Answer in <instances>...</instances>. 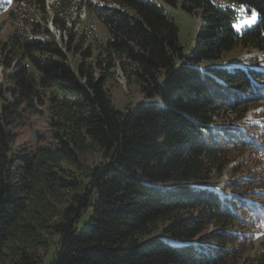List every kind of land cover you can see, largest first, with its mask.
<instances>
[{
	"label": "trees",
	"instance_id": "16d2710c",
	"mask_svg": "<svg viewBox=\"0 0 264 264\" xmlns=\"http://www.w3.org/2000/svg\"><path fill=\"white\" fill-rule=\"evenodd\" d=\"M159 1H86L108 37L94 55L76 46L74 68L71 35L63 49L46 27L14 23L0 40V264H231L239 237L254 239L264 196L251 178L217 190L231 152L259 150L264 129L244 117L264 103V71L210 63L264 54V0ZM163 4L198 16L190 52ZM239 12L255 18L237 29ZM58 13L51 22L65 28ZM116 65L145 99L126 110L106 86ZM39 113L49 135L16 148V127ZM259 237L248 264H264Z\"/></svg>",
	"mask_w": 264,
	"mask_h": 264
},
{
	"label": "rangeland",
	"instance_id": "374dc122",
	"mask_svg": "<svg viewBox=\"0 0 264 264\" xmlns=\"http://www.w3.org/2000/svg\"><path fill=\"white\" fill-rule=\"evenodd\" d=\"M60 1L61 0H44L46 8L44 10L39 7L40 3L38 0H0V40L2 42H8L9 36L13 31L14 23H18L21 28H25L27 33H29V28L27 26L38 23L51 32L57 44L63 49L66 48V40H68L69 35L73 37L72 45L75 49L67 54V61L71 68H74L80 58L78 53L76 54L75 52L76 46H79L81 43L84 48H91L93 55L97 54L104 45L108 37V32L101 21L88 9L86 1L106 4L108 0H65L64 3ZM154 1L160 3L159 0ZM163 6L165 10H168L171 14L177 25L179 42L184 45L185 51L190 52L195 46L196 34L202 26L198 16L181 7H170L164 4ZM55 9L62 12L58 14L60 18L64 20L65 28L56 26L51 22V15H53ZM254 18L255 16H253V13L243 14L239 12L235 27L238 29L244 25H250ZM35 37L39 40L43 39V36L37 35ZM227 57L228 58L225 60L213 61L210 64H217L229 70H235L237 68L245 70L248 67H256L264 71V54L260 51L237 49L231 51ZM204 66H209V63ZM112 72L113 74L106 81V86L110 93L112 103L116 108L126 110L135 105V103L145 100L136 81L132 79L130 83H127L126 76L119 66L116 65ZM1 82H3V68L0 66V83ZM232 115L233 114H228L226 118L223 117L225 125L235 126V124H237L234 122ZM244 120H246V122H256L260 129H264V103L260 101H257L255 104L251 103L246 111ZM49 132L50 129L44 114H26L25 118L20 121V125L15 129V147L22 148L33 146L36 133H40L39 135L41 136H48ZM263 132L264 131L260 130L258 131L259 136H257V133L254 135L256 141L260 143L257 144L259 150L244 147L241 150L231 152L232 158L230 163L223 170L219 178L220 180L218 181V184L221 186L218 187L217 191L221 195L229 193L228 186L224 189L225 186L222 185H225L227 182H229V184L241 182L244 177L251 178L248 180L251 184L249 183L247 187L256 188V190L264 193V135L262 139L260 137ZM97 159V154L88 155L86 164L90 166L91 163L93 164ZM236 184L235 188L240 190L238 187L240 185H238V183ZM263 230L264 224L258 229L252 241L245 233L239 237V243L236 245L237 255L235 254L236 256L231 258V264H248L247 262L250 259L249 256L256 253L259 249L261 240L259 236L263 233ZM205 231L207 233L214 231V226H207ZM55 240L56 237L50 239L51 247L46 249L47 252H51Z\"/></svg>",
	"mask_w": 264,
	"mask_h": 264
},
{
	"label": "snow or ice",
	"instance_id": "6c2138e0",
	"mask_svg": "<svg viewBox=\"0 0 264 264\" xmlns=\"http://www.w3.org/2000/svg\"><path fill=\"white\" fill-rule=\"evenodd\" d=\"M253 16H255V13L253 12Z\"/></svg>",
	"mask_w": 264,
	"mask_h": 264
}]
</instances>
